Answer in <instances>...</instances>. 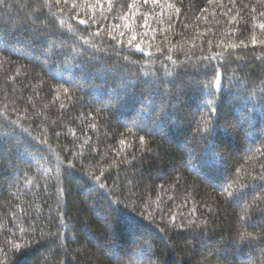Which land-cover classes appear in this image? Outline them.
I'll use <instances>...</instances> for the list:
<instances>
[{"label": "trees", "instance_id": "trees-1", "mask_svg": "<svg viewBox=\"0 0 264 264\" xmlns=\"http://www.w3.org/2000/svg\"><path fill=\"white\" fill-rule=\"evenodd\" d=\"M261 25L264 0H0V264H264Z\"/></svg>", "mask_w": 264, "mask_h": 264}, {"label": "snow or ice", "instance_id": "snow-or-ice-1", "mask_svg": "<svg viewBox=\"0 0 264 264\" xmlns=\"http://www.w3.org/2000/svg\"><path fill=\"white\" fill-rule=\"evenodd\" d=\"M57 2H59V0H57ZM145 2H147V0H145ZM153 2H155V0H153ZM80 23H85V21H80ZM261 27L262 28H264V25H261ZM129 43H131V41H129ZM256 43V40L255 39H253V44H255ZM261 43H264V41H261ZM137 47L139 48L140 46L139 45H137ZM217 83H219V79H217ZM141 139H143V138H141Z\"/></svg>", "mask_w": 264, "mask_h": 264}]
</instances>
